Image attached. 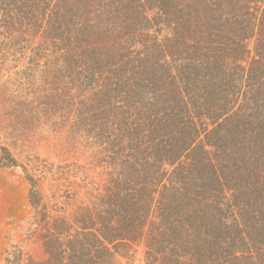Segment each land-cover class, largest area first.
Here are the masks:
<instances>
[{"label":"trees","instance_id":"obj_1","mask_svg":"<svg viewBox=\"0 0 264 264\" xmlns=\"http://www.w3.org/2000/svg\"><path fill=\"white\" fill-rule=\"evenodd\" d=\"M1 72L94 154L41 174L60 213L27 173L43 256L11 264H264V0H0Z\"/></svg>","mask_w":264,"mask_h":264},{"label":"rangeland","instance_id":"obj_2","mask_svg":"<svg viewBox=\"0 0 264 264\" xmlns=\"http://www.w3.org/2000/svg\"><path fill=\"white\" fill-rule=\"evenodd\" d=\"M20 77V74L13 73L14 79H19ZM8 78L3 72L0 73V87L4 82H6L5 85H7V82L10 83ZM22 109L23 106H14L10 100L2 99L0 96V158L3 154V146L9 150L15 160L13 165L4 164L0 161V200L2 197H5L9 203H12L14 201L10 197L12 196L16 201H20L29 207L27 214L25 213L26 217H24L17 237L10 238L8 249L5 252V260L2 264H11L6 258L9 257L10 261H12L13 253L20 247L27 253L38 257L43 256V246L40 239L36 235L30 236V238L27 235L29 233V226L33 228L32 222H28V220L34 212L29 202L31 185L27 180V173L39 178V192L44 195L50 211L52 213H60L62 211L56 212L53 210L57 208V205L53 207L52 204L58 203L60 205V202L65 200L66 195L60 197L58 200H54V195L58 193V188L53 184H57V180L52 179L50 176L47 179H41V174L44 170L46 172L48 167H65L67 162L78 161L76 159L80 157L82 160H85L86 157L92 159L94 155L88 144L80 143L74 140L73 137L67 138L68 135L63 134L59 130L60 124L49 122L51 125H45L37 120L26 119L27 121H25L22 118L17 119L18 117L12 115L13 112ZM23 110L26 115L27 110ZM78 162L81 161L79 160ZM89 168L90 173H100L101 175L100 167L93 168L89 165ZM65 186L66 184L63 180V194L66 193ZM87 195V193H83L82 199H85ZM69 208H71V205ZM130 256L133 257H118V261L120 264H147L148 262L142 244L137 245L130 252Z\"/></svg>","mask_w":264,"mask_h":264},{"label":"crops","instance_id":"obj_3","mask_svg":"<svg viewBox=\"0 0 264 264\" xmlns=\"http://www.w3.org/2000/svg\"><path fill=\"white\" fill-rule=\"evenodd\" d=\"M10 197L14 200L12 203H9L5 197L0 200V264L5 260L10 238L17 237L24 217H26L25 213L27 214L29 210V207L16 201L12 196Z\"/></svg>","mask_w":264,"mask_h":264}]
</instances>
